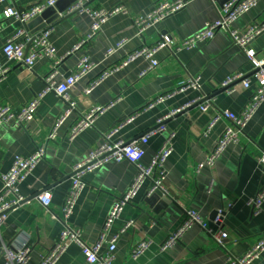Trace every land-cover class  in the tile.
I'll list each match as a JSON object with an SVG mask.
<instances>
[{"label": "crops", "instance_id": "obj_1", "mask_svg": "<svg viewBox=\"0 0 264 264\" xmlns=\"http://www.w3.org/2000/svg\"><path fill=\"white\" fill-rule=\"evenodd\" d=\"M44 1L0 3V69H11L0 82V104L11 105L16 110L27 105L44 93V79L53 70L54 63L47 60H40L32 69H27L7 59L3 47L22 30L38 36L51 31L50 41L56 48L57 59L62 60L57 83L73 75L83 57H89L97 67L69 92L75 109L54 138L49 139L69 104L53 92L42 97L33 121L24 126L12 123L0 126V190L2 178L11 170L16 158H30L38 147L46 145L45 159L19 187L20 196L30 202L10 211L0 227V264L5 263L4 245L27 241L32 247L29 264H40L42 257L55 246L63 229L62 208L72 187L74 167L104 143L108 132L134 116V120L126 122L112 137L114 142L129 143L146 135L160 119L177 110L181 111L166 120L169 132L175 134L174 152L166 163V193L157 192L148 197L150 185L146 183L112 223L104 248L120 235L127 223L134 222L133 227L120 235L112 264H225L229 257L243 258L264 235V208L259 216H254L248 205L250 199L257 196L264 179V163L260 162L264 155V103L244 130L239 145H231L214 165L205 164L200 170L198 167L212 155L229 124L221 119L206 133L212 121L225 111L241 113L257 86L255 80L250 89L237 81L233 84L234 93L229 94L222 84L237 74L250 77L252 65L245 52L233 45L230 35L224 31L193 49L175 48L215 22L220 9L218 3L225 0H185L188 4L184 9L151 27L143 36L137 33L135 17L147 15L158 2L178 0H58L56 11L49 10L44 17L27 23H32L29 30L18 19L5 18L7 9L24 11ZM79 2H84L91 10H112L122 5L128 9V14L111 17L102 30L90 38L93 20L88 14L57 17ZM255 23H264V0H259L257 7L240 17L233 28L245 31ZM43 25L46 29L39 31ZM164 35H169L173 44L171 49H161L155 55L159 63L156 69L141 77L150 60L139 57L102 81L90 94H85L84 90L103 71L122 64L128 54L144 46H154ZM81 43L82 47L75 50ZM249 47L264 59V31ZM111 50L115 52L108 56ZM190 80H197L198 87L177 92ZM173 93L172 97L155 102ZM207 99L213 100V105L202 112L199 104ZM196 100L199 104L191 105ZM152 103L153 106L147 108ZM95 108L104 111L70 141L73 125ZM166 138L167 134H161L150 139L142 165L151 164ZM136 175L134 164L111 161L85 177V189L68 221L72 229L81 232L85 244L93 246L99 242L112 207L126 194ZM44 191L52 195L47 211L36 198ZM223 209L226 210L223 227L229 235L225 248L219 247L208 233L210 229L216 230L215 212ZM187 211L198 213L204 227H191L179 242L162 250V245L184 223ZM144 240L152 243L150 248L133 259L131 248ZM55 264H86V257L81 247L73 243ZM251 264H264V252Z\"/></svg>", "mask_w": 264, "mask_h": 264}, {"label": "built area", "instance_id": "obj_2", "mask_svg": "<svg viewBox=\"0 0 264 264\" xmlns=\"http://www.w3.org/2000/svg\"><path fill=\"white\" fill-rule=\"evenodd\" d=\"M5 0H0L3 3ZM58 0H46L41 3L34 4L24 11H17L14 9H7L5 11V18H16L24 25L31 22L35 18L39 17L47 9L54 7ZM88 1V0H86ZM259 0H229L218 11V19L207 24L201 30L197 31L193 35L186 38L180 45L175 48L177 50L193 49L197 44L203 42L212 41L218 32H227L233 42V45L242 49L248 61L252 65V74L250 77H246L244 74H237L229 78L222 84V88L229 94L234 93L233 84L237 81H241L246 88H251L253 80L256 81L257 86L252 91V96L246 108L239 114H234L229 111L220 113L212 121L206 133H208L212 127L221 119H225L229 122L224 130L221 138L216 145L212 155L207 159L205 163H201L198 167L200 170L205 164L214 165L217 159L231 146L239 145L244 135V130L260 109L264 103V59L252 48L250 44L255 37L264 31V23H255L249 29L240 31L233 28V24L243 15L257 7ZM188 2L185 0H178L176 2H158L152 11L147 15H140L135 17L134 25L137 29L139 36L148 31L151 27L158 23H164L169 17L181 11L187 6ZM128 9L122 5L115 7L112 10L96 9L91 10L85 6L84 2H79L73 5L67 11L66 15L70 16L75 13L88 14L93 20L92 35H96L102 30L103 25L113 16L118 14H128ZM1 30V24H0ZM50 30L42 32L37 36L30 44L31 37L29 34L22 30L17 35L12 37L6 45L3 47V52L9 61L17 63L27 69H32L36 63L40 60H47L54 63L53 70L45 77L46 90L44 93L34 98L30 103L24 105L20 109L16 110L11 105L0 104V126L4 123H12L17 126H24L27 123L33 121L36 111L39 107L42 97L49 92L55 93L59 98L69 104L68 110L57 121L53 132L49 139L55 137L57 130L64 123L66 118L74 111L75 103L70 101L69 92L75 87V85L86 75L92 72L97 65L89 58L83 57L75 71L71 76L65 78L64 82L57 83L56 77L59 74L61 59H57V51L54 45L50 41ZM23 40V41H21ZM172 39L169 35H164L161 39L152 47L144 46L138 51L130 53L126 56L125 61L118 66H113L102 72L100 77L91 83L85 90V94H90L102 81L128 65L139 57H145L150 60L149 67L141 74L145 76L152 70L159 66L155 55L164 48L171 49ZM83 43L78 45L75 50H79ZM122 45H119L121 47ZM114 50L108 52V56L111 55ZM10 68L0 69V82L10 72ZM197 80H190L179 91L183 92L190 88H197ZM174 95H166L157 99L155 102H160L167 97ZM150 104L147 108L153 106ZM199 101H194L191 105H197ZM213 105V100L207 99L203 104H199L200 111L207 112ZM103 108H95L87 115L79 119L71 128L69 139L73 141L83 130L90 127L95 119L103 113ZM181 110H177L167 117L160 119L157 126L150 130L143 137L134 140L132 142L118 141L114 142L112 137L121 129V127L127 122L134 120V116L130 117L126 122L120 124L118 127L112 129L105 135V141L100 146L96 147L83 160L81 163L75 165L73 170L72 187L68 192L63 208H62V223L63 229L59 235L58 241L55 246L51 248L43 257L40 264H55L60 257L67 251L70 244H78L84 256L86 257V264H112L114 261V253L117 249V241L121 234L125 233L128 229L134 226V222H129L122 229L120 235L115 236L108 244L107 248H104L106 242V235L111 227L112 223L117 220L125 206L131 203L141 188L149 183V189L147 196L151 197L157 192H165V181L167 179L166 163L174 152V139L175 134L169 132L166 126V120L179 113ZM167 134V138L164 141L161 149L155 155L153 161L149 166L142 165L141 161L144 158L146 151L145 146L148 145L150 139L156 135ZM46 145L43 144L38 147L36 153L30 158L18 157L13 163L11 170L2 178V188L0 190V227L5 224L7 214L19 207L24 206L27 199L20 196V185L27 179L36 166L45 159ZM128 161L134 164L137 168V175L129 187L126 194L119 199L112 207L109 216L103 227V231L100 240L97 244L89 246L85 244L82 239L81 232L74 230L69 225V219L76 207L78 199L85 189V177L99 169L103 165L111 162ZM261 163H264V155L260 159ZM39 204L47 211L52 203V195L49 191H44L36 197ZM248 205L252 209L254 216H259L263 212L264 208V179L261 184L260 190L257 196L250 199ZM226 216V210L216 211L214 224L216 230H208L209 235L215 241V243L225 248L229 235L224 229V219ZM199 225L204 227L203 221L198 213L193 211L186 212V219L182 226L174 233L163 245L162 250H166L169 247L179 242L181 236L191 227ZM151 242L144 240L137 243L131 248L130 254L133 259L141 257L151 246ZM264 252V235L260 237L255 246L250 249L247 254L241 259H233L229 257L225 264H251L257 259L261 253ZM32 254V247L28 242H24L19 245L8 244L4 245L2 249V256L4 258V264H29Z\"/></svg>", "mask_w": 264, "mask_h": 264}, {"label": "water", "instance_id": "obj_3", "mask_svg": "<svg viewBox=\"0 0 264 264\" xmlns=\"http://www.w3.org/2000/svg\"><path fill=\"white\" fill-rule=\"evenodd\" d=\"M229 0H225L224 2H222V3H218V6L219 7H222L226 2H228ZM58 2V1H57ZM56 5H57V3H56ZM56 5L54 6V7H51V8H49V9H47L44 13H42L41 15H40V17H44L45 15H46V13L49 11V10H52V9H54V11H56ZM69 10V9H68ZM66 13H67V11H65L64 13H58L57 14V17L58 16H67L68 18H70L72 15H70V16H68V15H66ZM56 17V18H57ZM32 27V23L31 24H27L26 26H25V28H27L28 30L29 29H32L31 28ZM46 29V25H43L40 29H39V31H42V30H45ZM38 31V32H39ZM36 33L34 32V33H32L31 31L29 32V36L31 37V42L29 43V45H28V48H29V46H30V44L33 42V40L38 36V35H35ZM38 196V195H37ZM36 196V197H37ZM215 216H216V212H215Z\"/></svg>", "mask_w": 264, "mask_h": 264}]
</instances>
